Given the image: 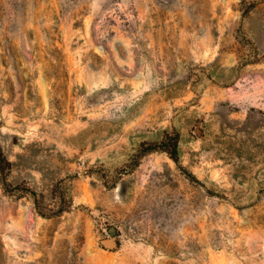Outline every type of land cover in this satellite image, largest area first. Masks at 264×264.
<instances>
[{"label":"rangeland","instance_id":"rangeland-1","mask_svg":"<svg viewBox=\"0 0 264 264\" xmlns=\"http://www.w3.org/2000/svg\"><path fill=\"white\" fill-rule=\"evenodd\" d=\"M0 143V264H264V0H0Z\"/></svg>","mask_w":264,"mask_h":264},{"label":"trees","instance_id":"trees-1","mask_svg":"<svg viewBox=\"0 0 264 264\" xmlns=\"http://www.w3.org/2000/svg\"><path fill=\"white\" fill-rule=\"evenodd\" d=\"M178 141H179L178 132H174V133L166 132L162 140L158 142L141 143V147L139 149L138 154L144 155L145 153H148V152L161 150V151L166 152L169 155V157H171L175 162H178L179 160ZM10 170H11V162L9 158L6 156L5 152L3 151L2 145L0 143V182L3 188L8 191L17 187V186L11 185V183L8 180V175H9ZM36 204H37L36 205L37 211L41 212L39 209L37 200H36Z\"/></svg>","mask_w":264,"mask_h":264},{"label":"water","instance_id":"water-1","mask_svg":"<svg viewBox=\"0 0 264 264\" xmlns=\"http://www.w3.org/2000/svg\"><path fill=\"white\" fill-rule=\"evenodd\" d=\"M108 230H109V233H110L111 235H114V234L116 233V228H115V226H110Z\"/></svg>","mask_w":264,"mask_h":264}]
</instances>
